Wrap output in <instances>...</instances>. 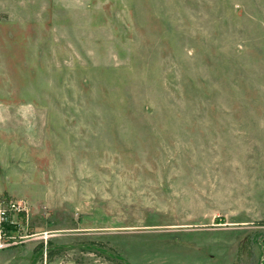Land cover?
Here are the masks:
<instances>
[{
	"label": "rangeland",
	"instance_id": "obj_1",
	"mask_svg": "<svg viewBox=\"0 0 264 264\" xmlns=\"http://www.w3.org/2000/svg\"><path fill=\"white\" fill-rule=\"evenodd\" d=\"M9 202L0 264H264V0H0Z\"/></svg>",
	"mask_w": 264,
	"mask_h": 264
},
{
	"label": "built area",
	"instance_id": "obj_2",
	"mask_svg": "<svg viewBox=\"0 0 264 264\" xmlns=\"http://www.w3.org/2000/svg\"><path fill=\"white\" fill-rule=\"evenodd\" d=\"M14 214L24 217L26 223L27 211L23 205L11 202L0 205V251L17 244L9 235L11 230L16 229V223L11 218Z\"/></svg>",
	"mask_w": 264,
	"mask_h": 264
}]
</instances>
